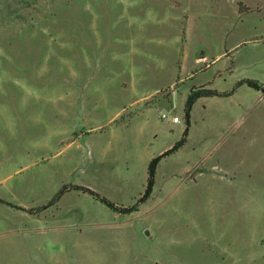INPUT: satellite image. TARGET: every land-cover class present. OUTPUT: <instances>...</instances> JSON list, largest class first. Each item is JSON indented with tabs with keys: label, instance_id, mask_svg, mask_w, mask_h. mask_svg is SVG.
I'll return each instance as SVG.
<instances>
[{
	"label": "rangeland",
	"instance_id": "1",
	"mask_svg": "<svg viewBox=\"0 0 264 264\" xmlns=\"http://www.w3.org/2000/svg\"><path fill=\"white\" fill-rule=\"evenodd\" d=\"M0 264H264V0H0Z\"/></svg>",
	"mask_w": 264,
	"mask_h": 264
},
{
	"label": "trees",
	"instance_id": "2",
	"mask_svg": "<svg viewBox=\"0 0 264 264\" xmlns=\"http://www.w3.org/2000/svg\"><path fill=\"white\" fill-rule=\"evenodd\" d=\"M243 82H245L248 86L253 87L255 89L261 88V85L259 84V82L257 80L244 79V80L240 81L239 83H243ZM208 93H212V91L207 90V89H202V88L191 90L190 94L188 95V97L186 99L185 106H184V120L186 122L187 127L185 128L183 135L181 136V138L178 141H176L169 149H167V150L163 151L162 153L154 156L149 161L148 166H147L146 187H145L143 194L138 199V202L145 201L150 196V194L153 190V185H154V181H155L156 168H157V165H158L159 161L161 160V158L170 154L171 152H174L184 143L185 137H186V134L188 131V126H189V121H190V111H191V107H192L193 103L195 102V100L198 97L206 95ZM75 188L86 191L90 194L96 195L89 188H85L82 186H75ZM101 201L103 203H105L108 207L113 208L114 210H119L120 212H123V213H128V212H131L132 210L135 209V206L133 205V206L126 207V208H123L122 210H120L119 208H117V206L113 205L110 201H108L105 198H101Z\"/></svg>",
	"mask_w": 264,
	"mask_h": 264
},
{
	"label": "built area",
	"instance_id": "3",
	"mask_svg": "<svg viewBox=\"0 0 264 264\" xmlns=\"http://www.w3.org/2000/svg\"><path fill=\"white\" fill-rule=\"evenodd\" d=\"M161 117L164 118V119H167V120H169V121H171L173 123L179 122V120H180L177 115H171V114L168 115V114H166L164 112L161 114Z\"/></svg>",
	"mask_w": 264,
	"mask_h": 264
}]
</instances>
